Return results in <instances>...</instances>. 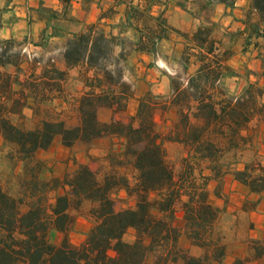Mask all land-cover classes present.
Returning <instances> with one entry per match:
<instances>
[{
    "label": "trees",
    "instance_id": "16d2710c",
    "mask_svg": "<svg viewBox=\"0 0 264 264\" xmlns=\"http://www.w3.org/2000/svg\"><path fill=\"white\" fill-rule=\"evenodd\" d=\"M252 5L264 22V0H253ZM209 31L210 27L199 29L193 39L203 46ZM10 44L0 40V67L18 63L6 58ZM206 49L213 52V45ZM127 54L123 39L101 28L87 26L71 34L63 57L67 68L86 66L87 88L73 104L75 124L68 123L63 110L33 119L43 105H52L53 93L66 101L62 83L67 71L43 70L22 89L19 70L15 75L0 70V136L7 149L6 168L0 163V264H226L220 227L225 207L209 203L208 184L215 181V195L220 196L223 178L231 172L250 193L264 192V165L251 162L242 170L234 168L248 141L244 132L256 117L264 119V89L250 83L238 94L227 93L221 81L235 72L212 68L217 59L201 66L186 85L171 78L169 100L150 93L141 97L136 115L124 122L116 115L125 112L133 97L132 84L124 80ZM183 60L188 61L186 52ZM117 65L119 69L113 68ZM101 108L114 111L110 121L98 119ZM170 108L176 109V119L162 132L155 116ZM25 109L32 111L31 118ZM55 137L65 147L108 137L120 150L112 149L109 171L102 176L80 165L62 179L45 181L39 177L41 163L35 154L49 148ZM168 142L187 153L177 174L167 158ZM120 191L134 199L133 206L116 209ZM179 209L183 232L174 225ZM79 216L91 219L93 226L83 243L75 246L69 233ZM129 231L133 239L126 241ZM53 232L62 235L59 244L52 241ZM182 233L201 249L200 255L180 246ZM248 246L249 254L230 264H264V236L249 239Z\"/></svg>",
    "mask_w": 264,
    "mask_h": 264
},
{
    "label": "crops",
    "instance_id": "0c3cea01",
    "mask_svg": "<svg viewBox=\"0 0 264 264\" xmlns=\"http://www.w3.org/2000/svg\"><path fill=\"white\" fill-rule=\"evenodd\" d=\"M252 1L0 0V40L11 42L21 56L17 65L6 64L0 70L12 75L19 70L22 89L25 88L24 84L39 77L43 70L54 68L67 71L69 85L62 84L66 101L58 99L56 93L52 97H56L53 102L57 105L71 106L87 91L83 82L86 66L67 68L63 52L72 33L95 26L107 34L120 36L128 51L123 62L124 80L132 84L133 97L127 101L121 118L119 114L116 115L124 122L136 115L141 97L150 93L160 96L163 101L169 100L172 95L171 78L186 85L188 78L201 66L217 59L218 64H212V68L227 67L235 72L234 76L221 81L227 93L238 94L250 83L264 89V37H260V33L264 32V22L253 8ZM204 27H210V31L204 45L200 46L193 35ZM167 28L178 30L186 37ZM164 32L166 36L162 35ZM161 35V39L157 40ZM211 45L213 52L208 53L206 47ZM119 52L120 48L116 47L115 54ZM185 52L187 63L183 60ZM29 102L33 103L31 99ZM24 113L29 118L32 115L30 109H25ZM114 115L112 109L106 108L99 109L97 113L102 122L110 121ZM166 118L168 130L176 119V109L170 108L167 114H156L158 128ZM244 135L248 141L241 159L234 166L238 170L251 163L247 159L251 153L259 161L264 160V119L256 117ZM0 144H3L1 136ZM171 144L175 143H165V147ZM114 146L118 147L116 151L120 150L117 141L107 137L91 144L76 143L72 147H65L61 138L55 137L49 148L35 154L41 163L39 177L45 181L62 179L80 165H87L92 171H95V164L96 167L109 169L108 157ZM204 174L210 175L209 170L205 169ZM215 189L216 182L210 181L209 203L219 208L225 207V214L243 230V235L237 230V238L227 243V256L232 257L227 262L230 264L234 258L249 254L248 239H261L264 236V192L250 193L234 179L231 172L223 178V194L215 195ZM120 193L130 201L124 191ZM242 221H245L244 228ZM174 225L183 232L184 219L180 209L176 212ZM92 226L91 219L77 217L69 233L70 242L75 246L82 244ZM61 238V234L53 232L52 241L55 244H59ZM179 244L191 255L201 254V249L191 245L184 233L179 238ZM175 264L182 263L178 261Z\"/></svg>",
    "mask_w": 264,
    "mask_h": 264
},
{
    "label": "rangeland",
    "instance_id": "374dc122",
    "mask_svg": "<svg viewBox=\"0 0 264 264\" xmlns=\"http://www.w3.org/2000/svg\"><path fill=\"white\" fill-rule=\"evenodd\" d=\"M6 58H10L11 61H17V62L20 60L21 56L18 53L17 48H15V46L13 44L9 45ZM113 68L119 69L120 65H117L116 67H113ZM62 84L64 86L65 85H69V75L66 78L65 82L62 83ZM68 88H70V86H68ZM59 110H63V112H65V114L64 113L62 114V116L65 119L68 120V123L75 124L74 119H72V118H74L73 104L71 106H68V107L57 105V103H54V102L52 103L51 106L50 105H43V107L40 108L38 114L36 116H34L33 119L36 122L37 120H39L40 118H42L46 114H48L47 112H50L53 115L56 112H58ZM167 113H169V111L165 112L164 114H167ZM122 114L123 113L119 114L120 118H121ZM31 117H32V115H31ZM70 117H71V119H69ZM33 123L34 122H31V123H29V125L32 126ZM159 126H160L159 129L162 132H166L167 128L169 126V123L167 124V118L165 119V122L159 123ZM2 145L3 144H0V161H1L0 163L2 165V168L5 169L6 166H7V162H6V160L3 157H4V154L6 153L7 149L4 148ZM113 145H116V144L114 143ZM117 148H118L117 146L116 147L114 146L113 149L117 150ZM165 149H166L167 158H168L169 162L172 164L175 173L176 174L179 173L180 170H181V167H182V160L187 155L185 148H183L181 145H178V144L175 143V144H171V145L166 146ZM243 150H244V147L239 152L238 161L242 157ZM247 159H248L249 162L260 163V164L264 165V160H260L259 161L258 157H256V155H253L252 153L249 155V157ZM94 168H95L94 172L97 173L98 175H101V176L109 171L108 167L107 168L106 167L104 168V166L98 167V165L96 167V164L94 165ZM202 169H203V172H204L205 168L202 167ZM222 187H223V182H222L221 189H220V193L223 194ZM133 205H134V199L130 198V201H129L125 197H123L120 192L118 193V195L116 197V202H115V207H116L117 210H122V209H125L127 207H131ZM243 222H245V221H242V224H243L242 228L245 227V223H243ZM220 227L223 230L224 235H225L226 246H227L228 241H230V239H232V238L236 239L237 238L236 236L239 235V234H237V230H240V232L242 230V229H239V228H241V226H239L238 223L236 221H234L233 218L227 216L226 214L222 215V220H221V223H220ZM234 228H235V230H234ZM242 232H243V230H242ZM242 232L240 233V235H243ZM132 239H133V231H129L124 236V240L131 241ZM152 258H153V256L150 257L151 260H152ZM231 259H232L231 256H227L226 260H225L226 264H227V262H230Z\"/></svg>",
    "mask_w": 264,
    "mask_h": 264
}]
</instances>
